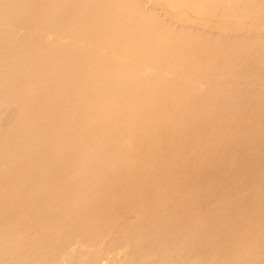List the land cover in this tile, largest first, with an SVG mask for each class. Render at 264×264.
I'll return each instance as SVG.
<instances>
[{"label":"bare ground","instance_id":"6f19581e","mask_svg":"<svg viewBox=\"0 0 264 264\" xmlns=\"http://www.w3.org/2000/svg\"><path fill=\"white\" fill-rule=\"evenodd\" d=\"M0 264H264V0H0Z\"/></svg>","mask_w":264,"mask_h":264}]
</instances>
